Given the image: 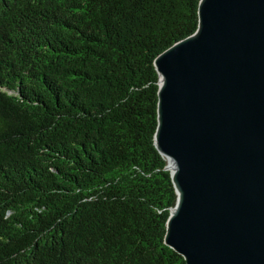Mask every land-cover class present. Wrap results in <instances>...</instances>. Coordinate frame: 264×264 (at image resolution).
Masks as SVG:
<instances>
[{
	"label": "trees",
	"instance_id": "1",
	"mask_svg": "<svg viewBox=\"0 0 264 264\" xmlns=\"http://www.w3.org/2000/svg\"><path fill=\"white\" fill-rule=\"evenodd\" d=\"M199 3L0 0V264H187L154 61Z\"/></svg>",
	"mask_w": 264,
	"mask_h": 264
},
{
	"label": "water",
	"instance_id": "2",
	"mask_svg": "<svg viewBox=\"0 0 264 264\" xmlns=\"http://www.w3.org/2000/svg\"><path fill=\"white\" fill-rule=\"evenodd\" d=\"M198 14L154 61L155 144L179 197L166 244L187 264H264V0Z\"/></svg>",
	"mask_w": 264,
	"mask_h": 264
},
{
	"label": "bare ground",
	"instance_id": "3",
	"mask_svg": "<svg viewBox=\"0 0 264 264\" xmlns=\"http://www.w3.org/2000/svg\"><path fill=\"white\" fill-rule=\"evenodd\" d=\"M170 165H171V163H170Z\"/></svg>",
	"mask_w": 264,
	"mask_h": 264
}]
</instances>
